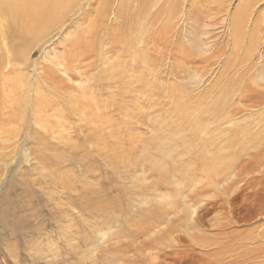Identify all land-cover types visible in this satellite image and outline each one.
I'll return each mask as SVG.
<instances>
[{
	"label": "rangeland",
	"instance_id": "1",
	"mask_svg": "<svg viewBox=\"0 0 264 264\" xmlns=\"http://www.w3.org/2000/svg\"><path fill=\"white\" fill-rule=\"evenodd\" d=\"M100 1L84 0L81 6L73 7L74 12L71 10L59 31L54 30L42 45L28 47L32 51L30 68L35 75L41 74L42 61L69 50L67 41L76 36L77 30L89 28V19ZM118 1L111 0L104 25L116 20ZM152 1L155 7H148L147 13L155 12L158 6L165 7L166 13L169 7L172 11L160 13L152 31L146 33L143 26L134 31L143 39L149 35L150 42L147 47L140 44L141 50L145 49L142 53L137 51L125 60L135 67L146 58L152 99L140 88L141 93L135 94L140 98L139 106L133 111H143L146 116L149 112L153 124H136L127 117L125 120L133 122L132 127L118 117H113L112 124L122 130L121 137L138 132L158 146L150 148L149 143L142 148L140 143L132 149L134 145L128 139L114 143L112 136L104 134L110 127L100 131L97 138H88L89 132L96 131L80 128L69 110L63 117L72 124L70 142L84 145L79 152L84 156L81 163L71 159L69 147L59 145L55 137L58 129H63L62 135L69 132L64 130L65 125L57 127L52 119L42 120L50 128L49 147L39 143V135L0 138V156L6 155L0 160V264H264V0L257 1L253 11L239 15L242 34L237 35L229 27L231 18L247 0ZM131 3L134 7L136 0ZM257 14H261L262 21L249 41L250 26ZM69 47L70 54H64L69 56L68 70L79 75L68 77L59 69L58 73L74 87L85 84L88 77L92 79L98 69H88V60L78 53L79 48H84L82 45ZM123 47L127 45L124 43ZM92 58L97 60V54ZM102 58L106 60L105 67L115 63V56L107 49ZM51 65L54 68L55 64ZM123 65L121 69L126 66ZM140 71L139 67L133 74L141 78ZM158 93L161 96H156ZM146 100L159 101L160 109L147 106ZM17 121L7 127H18L20 119ZM191 132L195 133V140L190 139L195 136ZM118 143L123 149L121 154L114 146ZM42 150L49 155L66 156V161L57 167L49 163L48 176L47 171L33 170L42 163L37 160ZM143 157L147 159L141 163ZM124 161L134 166H124ZM162 173L166 175L163 180ZM83 174L90 184H98L100 191H106L97 196L100 203H110L96 210L105 209V215L113 214L112 220L86 213L95 209L93 205L83 207L86 211L73 209L74 205L80 207L73 193L68 200L71 209L66 206L64 211H58L52 204L53 200L63 202L66 198L60 189H55L54 196L52 191L57 185L51 178L58 181L62 176L74 175L75 186L83 189ZM115 198H120V202H113ZM147 222L152 243L144 235L137 236ZM108 225L116 226L110 231ZM116 229L121 236L110 238ZM105 231L110 232L104 238L110 239L102 243L99 238ZM128 231L138 237L135 242V237H125ZM113 251L115 255H111Z\"/></svg>",
	"mask_w": 264,
	"mask_h": 264
},
{
	"label": "bare ground",
	"instance_id": "2",
	"mask_svg": "<svg viewBox=\"0 0 264 264\" xmlns=\"http://www.w3.org/2000/svg\"><path fill=\"white\" fill-rule=\"evenodd\" d=\"M257 1L259 0H247L245 5L238 6L239 9L238 10L236 9L234 11L233 15L235 17H232V16H231L232 18L230 17L232 19V22H231L232 27L229 26L231 28V32L233 35L242 34L241 33L242 31H239V29H241L240 21H238V19L241 17V16L239 17V15L242 12L244 13V11H249V10L253 11L252 7L255 5ZM83 2L84 0H0V134L2 135L0 136V138L7 136L8 139H10V138H15L14 136H19L21 138L23 137V139L25 137L26 139L29 135H39V143L41 145L48 146L49 137L47 135L50 136V128L46 127V123H44L45 124L44 126L42 123V120H50V119L55 120L57 127L58 126L64 127L65 125L66 128L64 130L66 131L67 129L69 132V130L72 128L70 127L72 124H70L71 122L65 119L66 116L63 117V114L67 110H69L70 113L68 111L67 112L76 117L77 123L79 122L80 128H84L85 131L87 130L88 132L91 130L96 131V132H89L88 138H97L99 136L100 131H102L106 127H110V130L105 132L104 134H107L108 136H112L113 140L115 139L113 141L114 143L118 142L116 140L126 141V139H128L134 145L132 149L133 148L137 149L138 145L140 146V143H142L141 144L142 148L148 146L149 143L151 144V146H149L150 148L153 145L158 146L156 142L147 140L144 134H141L138 132H136L135 134H132L130 137L127 136V138H126V135L121 137L122 130L119 128H114L115 126L112 123L115 122L113 117H116V118L118 117L124 120H125V117H127L128 120L134 119L136 124L146 123L147 126H150V124H153L152 119L149 117V112L146 116L143 111H138V112L133 111L135 106H139L138 101L140 98H138V96L135 94L141 93L140 88L145 89L143 90V94H145L148 97L151 95V92H152V90L150 89V86L148 85L150 84L151 80L147 78L146 71L148 70V68L146 67V58L143 60L140 58L142 60V65H136L135 67L130 66L127 60L125 59L127 57L129 58L130 56H132L133 53L137 51H141L142 53V50H145V49L141 50L140 44H145L146 46L148 42H150L149 35L143 39L141 34L140 36L139 34H134V31L138 29L139 26H143L144 27L143 30H145L146 33L150 30L152 31L153 27L156 25V22L158 20L160 13H164V11L166 10L165 7L158 6L155 9V12L150 13L151 12L150 11L149 13H147L148 7L150 9L155 7V2H153L152 0H136V5L134 7H132L131 0H119L116 8L114 7L115 8L114 17L116 20L114 21V23L112 21L109 22V23H113V24H109L110 26L109 25L106 26L104 25L103 22L107 15L108 8L110 7L112 2L111 0H101L100 1L99 6L95 9V15L89 19L90 20L89 28H85V30L79 31V32L77 30L76 36L75 37L72 36L73 38L70 37L69 41H67L69 50L71 48L69 47V45L73 47H79L80 45H82L84 47L83 49L79 48L81 52H78L79 50H77V52L81 53L83 60L85 59L88 60V63H87V65H89L88 69L90 68L98 69V72L93 74L92 76V79H94V81L88 77L86 79L85 84L72 87L71 84L65 83V81L62 80L63 78L58 73L59 70H62L61 72L63 73L65 72V74L67 72L70 75L68 77H74L77 74L79 75V73L71 72L70 70H68L70 67L69 63H67V61L69 60L68 58L69 56H64L65 53H69L68 52L69 50L66 47H65L66 52L64 54H60V55L54 54V56L56 57H53L52 59L48 61L44 60L41 62L40 67L43 73L40 71L41 74L38 73V75H35L34 74L35 72L33 73L31 71L30 60H31L32 51L31 50L28 51V47L30 45L32 46V44L35 45V43L42 45V43L45 42L46 38H48V36L51 33H53L54 30L56 29L58 30L60 28V25L64 23L67 16L72 14L70 12L72 11L74 12L73 7L77 8L81 6ZM168 11H169L168 13H170L172 11V8L169 7ZM260 15L261 14H257L252 20V26H250L252 31L250 32V35H249V41L250 40L252 41V38L254 37V34H255V29H257L256 27H258V25L260 24V21H262V19L260 18ZM256 17L257 19H255ZM253 26L254 28L252 29ZM159 27L161 28V26ZM126 29L129 30L128 33L126 32ZM164 29L165 28H163V30ZM163 30L158 29V32L161 33L163 32ZM29 36H32L34 39L33 38H32L33 40L29 39L28 38ZM124 43L127 45L126 48L123 47ZM105 45H108L107 48H105ZM128 48H130V50H128ZM106 49L108 53H112V55L115 56V63H112V64L108 63V67L104 66V63L106 62V60L102 58L103 54L106 52ZM96 54H97V60L95 58H92L93 56H96ZM77 58L79 57L77 56ZM51 64H55L54 68H51L52 66ZM123 64H126V66L124 67V69H121L120 66ZM136 67L138 68L140 67L141 69L140 74H139L142 76L141 78H138V76L136 77L135 74H133V70L138 69ZM55 71L57 74H55ZM143 71H145L146 73ZM212 89H214V87ZM262 93H263L262 95L264 96V92ZM159 95L160 93H158L156 96H159ZM146 101H147L146 103L147 106L153 105V106H156L157 110L160 109L159 101L156 100L153 103L150 100H146ZM128 107H130V109H128ZM18 119H20L18 127H16L17 125H14V124L13 126L11 125L7 127V124H10L11 122H18L17 121ZM58 119H62L66 123L62 125L58 121ZM230 119L232 118L230 117ZM125 123H127L130 127H132L133 122L125 120ZM38 128L42 129L41 132L38 130ZM23 129H25V131ZM32 130H34V132H32ZM58 130H59L57 134L58 136H56L55 134V137L58 138L59 145H62L64 147H69L72 153L71 159H74L75 162L81 163L82 160L84 159V156L81 155L79 152L81 151V147H83L84 145L70 142L71 140H69L70 138L69 134L72 135V133L66 132L67 135H62L61 131H63V129L62 130L58 129ZM242 132L243 131H241V133ZM190 135H195V133L191 132ZM190 139L195 140L196 135L190 136ZM226 139H229V138H226ZM184 143L187 146L189 145L188 143H186V141H184ZM120 145L121 143H118V146L116 145L114 146L116 147V151H118L121 154L123 152V149H120ZM72 149H74L73 152H72ZM5 156L6 155H1L0 160H4ZM145 159L147 158L143 157L141 163H143ZM37 160L42 163L39 164L40 168L34 167L33 170H36V172H39L38 169H40L41 171H47L46 175L48 176V175H51L50 171L47 170L51 168L50 166H48L49 163H52L51 165H54L55 167H57L61 163H64L66 161V156L64 157L63 155H60V156L59 155L57 156L49 155L45 150H42V154ZM123 164L124 166L133 165V163L129 161H124ZM158 168H160L159 165H158ZM74 177H75L74 175L73 176H62V179L58 181H55L54 179L51 178V180L55 182L54 185H57V186H54L53 188L54 190L52 191V193L53 194L55 193V189L56 190L60 189L62 191L61 195L64 194L66 198L64 200L66 202L64 201L61 202L60 200L58 201L53 200L54 203L52 204L55 205V208H57L58 211L60 210L64 211L65 210L64 208L66 206L71 209L72 205L70 202H68V200H70L71 197L73 196L69 194L73 193L76 195L74 197L75 200L79 201L80 203L79 208L76 205H74V207H72L73 209L75 208V209H78L79 211H86L83 209V207L85 206L91 207L93 205L95 209H90L89 211H86V213H90L93 215L94 213L95 214L97 213V214H100L101 216L103 215L104 218L108 220H112V218L110 217L113 214L110 215V213H108L107 215H105L104 214L105 209H101L102 211L96 210V208H101V206L104 203H110V202H101V203L99 202L100 200H99V197L97 196L98 192H100L101 195H104L106 191H100V187L98 186V184L97 185L90 184L89 181L85 179L84 174H83L84 188L79 189V187L75 186L76 184H74ZM161 177H162V180L165 179L166 178L165 173H162ZM125 191L126 189H123V194H125ZM116 201L120 202V198L119 199L115 198L113 202H116ZM81 202H84V203H81ZM34 214H37V212ZM148 223L149 222L146 223V225L144 226L142 230H139V234L137 236L144 235L146 236L147 239H151V243H152L153 236L152 234L148 235V232L150 231V227ZM115 226L116 225L114 226L108 225L107 230H109L110 228V231H112L111 228ZM119 231H120L119 229H116V231L111 232L110 238L115 239V238L120 237L121 235L118 234L120 233ZM108 232L105 231L104 233H102L103 235L99 238V240L101 239L100 242L104 243L106 242L107 239H110V238H107V239L104 238L105 237L104 235H107ZM135 236L136 234L134 235L130 231H128L125 234V237H135ZM136 238L138 237H135L132 240H134L135 242ZM141 252H142V249H141ZM111 255H115V251H113ZM248 259H250V257ZM248 263L250 264V262Z\"/></svg>",
	"mask_w": 264,
	"mask_h": 264
}]
</instances>
